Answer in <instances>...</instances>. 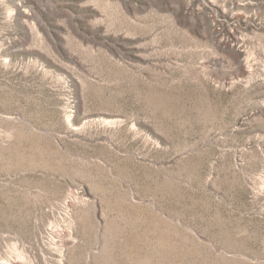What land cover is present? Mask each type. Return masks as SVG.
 Masks as SVG:
<instances>
[{"label":"rangeland","instance_id":"1","mask_svg":"<svg viewBox=\"0 0 264 264\" xmlns=\"http://www.w3.org/2000/svg\"><path fill=\"white\" fill-rule=\"evenodd\" d=\"M0 264H264V0H0Z\"/></svg>","mask_w":264,"mask_h":264}]
</instances>
